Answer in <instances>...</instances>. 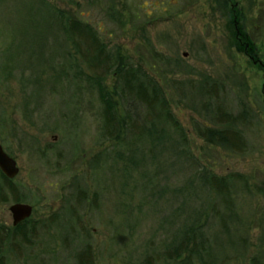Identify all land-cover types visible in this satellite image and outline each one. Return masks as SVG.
I'll return each mask as SVG.
<instances>
[{"label":"rangeland","instance_id":"1","mask_svg":"<svg viewBox=\"0 0 264 264\" xmlns=\"http://www.w3.org/2000/svg\"><path fill=\"white\" fill-rule=\"evenodd\" d=\"M227 2L0 0V144L19 169L16 197L32 206L27 237L0 264H76L86 247L95 264H181L168 250L191 225L205 245L190 264H264V0ZM229 7L255 52L236 44ZM68 17L157 80L178 128L104 135ZM217 104L237 117L240 151L198 133L217 127ZM211 176L227 179V198ZM12 203L9 193L0 204L6 228Z\"/></svg>","mask_w":264,"mask_h":264},{"label":"trees","instance_id":"2","mask_svg":"<svg viewBox=\"0 0 264 264\" xmlns=\"http://www.w3.org/2000/svg\"><path fill=\"white\" fill-rule=\"evenodd\" d=\"M231 5L235 6L233 1ZM227 0L224 5L228 7ZM230 8V7H229ZM231 13L235 15L230 18L231 28L235 35L236 44L247 52H255L253 42L241 26L237 25V8L231 7ZM241 19V18H240ZM66 31L71 35L77 54L86 64L91 75L87 76L89 84L96 89L98 98L102 105L103 129L107 138L117 139L120 133H129L133 137L146 132L152 137L153 132H161L158 129L160 120L168 122L178 128L177 122L168 108V102L164 92L151 74L142 67L135 66L126 60L120 50L108 49L98 37L96 29L89 24L68 17L63 20ZM112 73L115 77L114 85L108 89L104 83L106 74ZM214 83L206 86L208 94L212 95ZM135 106L142 107L145 114H138L133 110ZM129 107V108H128ZM128 108L129 110H126ZM210 117L217 124L216 128H202L199 135L206 141L223 144L231 150L240 151L242 149V134L234 130L233 124L237 117L225 111L221 104H217ZM163 128V127H162ZM160 136L155 135V140ZM208 184L213 190L227 198L229 185L225 177L211 176ZM9 193L13 196L14 202H21L20 197H16L13 191L12 179L5 177L0 171V204L7 201ZM30 218L24 220L16 226L6 228L0 225V260L6 245L14 242L16 237H27V231L31 227ZM204 235L202 230L195 225L189 227V232L184 234L179 243L168 250L171 259L180 260L181 264H190L189 258L193 254H198L201 246H204ZM187 256L183 258L184 253ZM76 264H95L90 248L86 247L77 253Z\"/></svg>","mask_w":264,"mask_h":264},{"label":"water","instance_id":"3","mask_svg":"<svg viewBox=\"0 0 264 264\" xmlns=\"http://www.w3.org/2000/svg\"><path fill=\"white\" fill-rule=\"evenodd\" d=\"M0 171L8 179L14 178L19 171L16 161L4 151L1 144ZM9 211L12 217V226H16L30 217L32 206L23 202H14L9 206Z\"/></svg>","mask_w":264,"mask_h":264}]
</instances>
